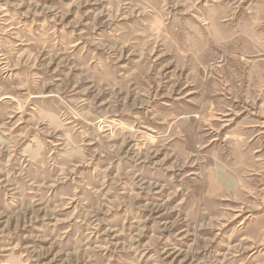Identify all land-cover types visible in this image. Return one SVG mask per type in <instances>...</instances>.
Here are the masks:
<instances>
[{
  "label": "rangeland",
  "instance_id": "rangeland-1",
  "mask_svg": "<svg viewBox=\"0 0 264 264\" xmlns=\"http://www.w3.org/2000/svg\"><path fill=\"white\" fill-rule=\"evenodd\" d=\"M0 264H264V0H0Z\"/></svg>",
  "mask_w": 264,
  "mask_h": 264
}]
</instances>
